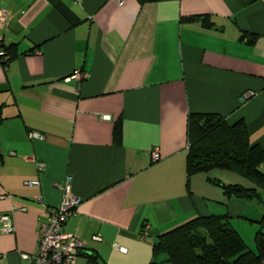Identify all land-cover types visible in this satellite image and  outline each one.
Listing matches in <instances>:
<instances>
[{
    "label": "crops",
    "instance_id": "0c3cea01",
    "mask_svg": "<svg viewBox=\"0 0 264 264\" xmlns=\"http://www.w3.org/2000/svg\"><path fill=\"white\" fill-rule=\"evenodd\" d=\"M1 10V44L16 56L0 64V216L12 227L0 264H31L22 256L65 190L77 200L61 226L83 246L75 264H149L158 235L210 215H226L254 251L264 187L240 200L209 182L253 187L233 173L187 178L186 118L242 120L264 149V0H0Z\"/></svg>",
    "mask_w": 264,
    "mask_h": 264
},
{
    "label": "trees",
    "instance_id": "16d2710c",
    "mask_svg": "<svg viewBox=\"0 0 264 264\" xmlns=\"http://www.w3.org/2000/svg\"><path fill=\"white\" fill-rule=\"evenodd\" d=\"M254 39L251 37L247 43H253ZM0 50L3 52L1 65L16 56L14 46L4 47L1 41ZM186 142L187 178L211 170L230 172L247 180L253 187L209 182L218 185L227 198H258L257 189L264 187V174L259 168L264 163V149L249 143L242 120L228 125L215 114L189 113L186 118ZM253 245L254 251L245 246L226 215L197 216L158 235L151 248L149 264H157L159 255H164V262L168 264H258L264 259V233L260 230L253 235ZM78 254L84 256L81 252ZM85 258L87 264H97L93 256L86 255Z\"/></svg>",
    "mask_w": 264,
    "mask_h": 264
},
{
    "label": "built area",
    "instance_id": "2783aa9c",
    "mask_svg": "<svg viewBox=\"0 0 264 264\" xmlns=\"http://www.w3.org/2000/svg\"><path fill=\"white\" fill-rule=\"evenodd\" d=\"M7 19L6 13L0 11V28L3 26ZM1 41V39H0ZM3 55L0 50V56ZM85 76L81 73L75 72L71 79L80 81ZM253 92H245L239 96V101L252 97ZM28 137L34 140H41L42 136L36 133H29ZM152 162L158 160V154L153 150L150 154ZM77 200L65 190L61 202L58 206L51 208L47 211L46 219L37 226L36 230V249L30 256H22V258L31 260V264H75L77 253L83 248L80 241L73 234H62L61 226L67 217L72 213ZM148 228L143 225L140 232L142 239L148 237ZM12 227L9 220L5 216H0V233L10 234ZM99 240L97 236L92 238ZM120 253H124V248L115 247ZM258 264H264V259H261Z\"/></svg>",
    "mask_w": 264,
    "mask_h": 264
},
{
    "label": "rangeland",
    "instance_id": "374dc122",
    "mask_svg": "<svg viewBox=\"0 0 264 264\" xmlns=\"http://www.w3.org/2000/svg\"><path fill=\"white\" fill-rule=\"evenodd\" d=\"M243 232H245V230H243Z\"/></svg>",
    "mask_w": 264,
    "mask_h": 264
}]
</instances>
